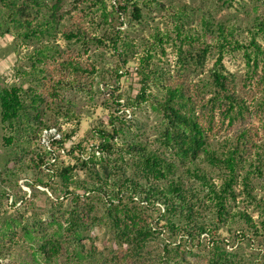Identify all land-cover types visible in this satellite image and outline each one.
<instances>
[{"label":"trees","instance_id":"16d2710c","mask_svg":"<svg viewBox=\"0 0 264 264\" xmlns=\"http://www.w3.org/2000/svg\"><path fill=\"white\" fill-rule=\"evenodd\" d=\"M74 1L81 5L90 1L83 7L91 9L88 15H93L94 7L99 10L101 23L108 29L93 42L100 43L107 54L109 51L114 62L101 71L84 70L73 61H64L61 67L77 74L93 73L96 84L54 78L46 67L61 55L50 41L59 33L88 44L80 31L61 32L70 13L66 10L69 0H0V38L11 35L20 44L33 45L29 71L22 74L31 77V85L0 87V147L6 154L0 172V261L12 257L13 247L29 243L26 248L34 258L39 256L38 264H191L179 248L167 244L156 255L158 259L153 257L149 247L156 231L144 219L153 209L163 218L164 227L185 244H199L211 236L214 247L207 264H264V251L252 263L250 257L223 252L216 241L219 237H215L230 220L242 223L238 226L242 233L248 232L244 224L259 233V223L247 212L235 210L233 204L242 186L246 201L264 215V199L256 196L257 187H264V142L256 143L243 130L213 147L208 136L213 125L209 121L211 127L206 128L200 122L195 98L211 94L203 107L222 109L229 126L247 119L249 107L237 95L236 79L226 73L224 60L241 54L252 72L262 65L264 90V0H213L216 5L212 10L181 2L165 4L164 0H119L110 7L107 0ZM153 6L165 12L172 28L153 33L150 45L149 41L137 45L123 38L119 30L124 24L122 17L139 22L143 9ZM234 12L243 14L248 24L244 26V19L232 16ZM195 17H199L196 26L192 24ZM166 43L177 54L178 73L198 75L214 61L208 81L197 87L196 95L185 81L170 83L171 71L156 63V48L165 51ZM139 53L132 75L136 87L132 96L125 98L120 93L121 75L129 74V65ZM246 77L248 81L252 78L250 71ZM72 92L102 99L100 107L108 112V120H100L89 136L72 147L70 155L76 157V148L83 155L76 157V165H66L59 148L65 149L67 142L76 140L83 118V113L64 98ZM147 107L163 121L158 147L131 133L133 114ZM53 115L58 121L51 123ZM63 122L72 127L63 130ZM250 142L256 148L254 157L248 155ZM206 165L211 167L208 173ZM79 167L85 169L91 182L74 179ZM211 172L221 175L220 185L213 182ZM20 180L31 190L29 199ZM74 194L75 208L67 214L51 212V220L44 221L34 212L32 201L39 195L49 199L53 209H60V200ZM82 197L89 200L88 209L92 210L88 214L79 212ZM10 198L8 206L5 202ZM18 204H22L20 209ZM211 210L217 218L209 227L203 217ZM13 212L17 218H8ZM29 212L32 219L26 217ZM260 225L264 228V218ZM97 228L111 232V248L101 251L95 246L92 234ZM88 238L92 244L85 242Z\"/></svg>","mask_w":264,"mask_h":264},{"label":"rangeland","instance_id":"374dc122","mask_svg":"<svg viewBox=\"0 0 264 264\" xmlns=\"http://www.w3.org/2000/svg\"><path fill=\"white\" fill-rule=\"evenodd\" d=\"M119 0H107L108 6H112L116 4ZM184 3L188 4L193 8H202V10H212L214 9L215 2L213 0H164L165 4L169 3ZM87 6L90 4V1L85 2ZM86 4H80L74 0H69V8L70 13L64 21V29L61 32H71L76 34L78 31L82 32L88 38V44L79 43L75 40H69L64 36V34L59 33L57 37L50 39L61 51L60 56H56V58L46 65L48 72L53 75L54 78H64L66 80L79 79L82 82H86L88 84H96L97 75H93V73H84V71H80L79 74L72 72L71 70L66 71L61 67V64L65 61H73L77 62L81 65L82 69L91 71L92 68L97 69L99 71L104 68H108L113 64L114 59L110 55L102 50V46L98 42H93L95 38H99L104 35L105 30L108 29L104 23H101V14H97L99 10L93 8V15H88L91 12V9L83 8ZM95 12V13H94ZM97 14V15H96ZM227 14V13H226ZM232 16H238L241 20H245L244 26H246L247 18L243 14H239L238 12H234ZM199 17H195L192 21L194 26L197 25ZM124 24L119 30L123 32V38H127V40H132L135 44H141L144 42L153 43L152 34L157 30L166 32L167 29H171L172 26L167 19L165 12L163 10H158L156 7H151L150 9H143V19L139 22L136 20L127 22L126 17H122L121 20ZM16 41L18 39H15ZM14 38L11 35H7L5 37L0 38V87L5 85H22L23 87H29L31 85V77L27 75H22L23 72L29 71L31 61L29 56L33 50V45L30 43L20 44L21 42L17 41L18 44L15 43ZM264 47V43H262ZM165 51H162L161 48H156V57L159 60H156L158 66H162L167 70L171 71L170 83L185 81L189 84L190 89L192 90V94L196 95L198 88L203 87L208 81L210 73L208 72L210 68H213L214 61L209 63V68L205 71L200 72L198 75L194 73L190 75H184L182 72H177V54L174 48L167 44L164 45ZM142 53L135 54L133 57L132 63L129 65L130 72L129 74H122V78L120 79V93L126 97L131 95L135 86L134 77L132 75L135 72V68L137 66L138 58ZM109 61L111 63H109ZM244 56L241 54L229 55L224 60V65L226 67V73L232 77H235L237 88V95L244 99L246 105L249 107V113H247V119L244 121H236L232 126H229V119L222 115V109L216 108L215 110H210V108L205 109L204 104L206 100L211 97V94L205 95V99H201V96H196V100L198 102V115L200 117V122L203 123L206 128L211 127L213 125V129L208 132L209 140L213 144V147L217 148L220 143L227 138L232 139L236 135H240V132L245 130L249 132L251 138L258 144L264 142V108L262 105L264 90L263 86L260 82L261 76L263 74L262 65L256 69V72H252L245 63ZM250 71V76L252 78L248 81L246 78L247 72ZM133 86V88L131 87ZM198 87V88H197ZM132 96V95H131ZM66 101H69L73 104V107H76L81 113H83V118L81 122V130L78 132L76 136V140L73 142H67L64 146L65 149L59 148L61 153H64V162L66 165H76L78 160L76 157H81L83 154L77 148L75 149V156L69 154V152L73 149L72 147L76 145L77 142L81 140L83 137L89 136V132L93 129L100 120H108V112L103 109L102 106L104 101L100 98H91L86 97L81 93L72 92L66 94L64 96ZM210 110V111H209ZM58 121L56 116L51 117V123ZM133 121L131 127V133L138 134L143 137L144 142H147L149 145H157L159 146V130L162 125L161 116L153 109V108H145L143 111H136V114H133L131 119ZM211 121V124L209 123ZM60 124V122L58 123ZM63 130H69L71 125L65 124L63 122L60 125ZM142 133V134H141ZM0 131V136H1ZM73 142V143H72ZM252 143H248L247 147L249 149V156L254 157L256 148L251 146ZM119 147H122L123 144H119ZM5 152L2 147H0V172H2L6 157ZM250 157V158H251ZM207 173L211 171V167L206 165ZM214 175L213 182L215 184L220 185L221 175L215 172H211ZM30 176H33L32 173ZM35 177V176H34ZM74 179H79L81 181L91 182L89 174L83 168H78L74 173ZM195 181V180H194ZM194 181H191V185L194 186ZM20 185H22L25 191L29 192L30 198L31 190L24 185V180H20ZM0 184V190H1ZM44 190L43 188H40ZM18 190V189H17ZM238 199L233 207L235 210H242L247 212L256 224L259 223L260 229L259 233H254L253 229L245 226L244 228L248 231L245 233L241 232V229L238 226L242 225V223L238 220L237 222L227 221L225 225H222L220 230L217 232L215 237H219L216 241L221 245V249L223 252L227 253L229 256L236 257H250L251 262H256V256H258L259 252L264 251V228L261 227L260 222L263 221L264 215L263 213L257 210L255 205L249 204L245 195L242 191V186L238 187ZM83 192L78 193V195H82ZM256 196L258 198L264 199V187H257ZM74 195H70L64 197L60 201L62 202L61 208L53 209L51 206L53 204L49 203V199H46L44 195H39L37 200H33L34 204V212L42 217L44 221H50L49 214L53 212L54 214H67L70 210L75 208V201H72ZM87 198H81L79 202V212L80 214H88L92 209L89 208V200ZM77 202V201H76ZM6 205L10 206L12 204V198L6 203ZM22 204H18V208H21ZM25 211V209H22ZM30 210V209H28ZM12 211V210H11ZM15 211V209H13ZM33 212V211H32ZM236 212V211H235ZM33 213H28L26 215L27 218L32 219ZM17 218V213L13 212L8 218ZM204 222L212 227V225L216 221V214L213 213V210L209 211L205 214ZM61 222L65 221V218H60ZM144 219L153 225L154 230L156 231V235L153 238L150 244V250L153 257L162 252L163 247L167 245L172 248H179V253L186 258L191 264H207L208 259L212 255L213 242L211 241V236H205L202 238V241L198 243H187L185 244L181 238L176 237L164 226V222H162L163 218L160 217V214L154 212L153 209L145 214ZM239 222V223H238ZM244 223V222H243ZM18 232V231H17ZM19 236L21 240H23V233L19 230ZM95 237L94 243L101 251L106 250L112 247V235L109 230L97 228L93 234ZM97 238V239H96ZM87 244H92V239L88 238L85 241ZM29 243L24 244L22 247H13L11 250V255L4 261H0L1 264H38L36 261H39V256L35 257L32 254H29L28 246Z\"/></svg>","mask_w":264,"mask_h":264}]
</instances>
